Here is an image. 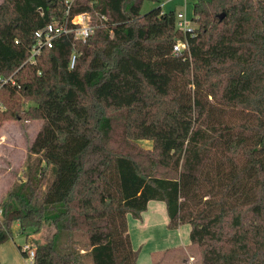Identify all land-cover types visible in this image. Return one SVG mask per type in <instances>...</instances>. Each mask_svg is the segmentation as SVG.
Instances as JSON below:
<instances>
[{
	"label": "trees",
	"instance_id": "obj_1",
	"mask_svg": "<svg viewBox=\"0 0 264 264\" xmlns=\"http://www.w3.org/2000/svg\"><path fill=\"white\" fill-rule=\"evenodd\" d=\"M160 2L0 3V128L41 122L34 168L0 200V245L18 224L32 264H137L128 215L150 201L191 226L200 264H264V0H196L191 32ZM82 13L92 36L30 60L38 29Z\"/></svg>",
	"mask_w": 264,
	"mask_h": 264
},
{
	"label": "rangeland",
	"instance_id": "obj_2",
	"mask_svg": "<svg viewBox=\"0 0 264 264\" xmlns=\"http://www.w3.org/2000/svg\"><path fill=\"white\" fill-rule=\"evenodd\" d=\"M2 0H0L1 3ZM196 0H161L157 4L163 10H176V12H186V19L189 21V26L195 27L193 23V7ZM153 4L145 2L142 12L145 13L152 8ZM40 121L23 122L14 120L6 122L0 128V200L8 196V192L20 184V181L27 179V174L34 168L37 162V156L29 153V146L35 137L39 127ZM145 147H150L149 141L141 142ZM47 176H51L50 168H47ZM163 204V203H162ZM165 207V205H164ZM156 214L152 218L150 213L147 215L148 223L146 224V236L149 240L144 246L141 256V261L153 259L155 264H176L175 259L178 253H153L159 241H170L174 235H178V231L171 230L167 227L168 216L166 209L161 211L156 209ZM17 225V224H15ZM189 228V224H185ZM19 227L14 226V235L6 243H9L11 248L9 251L1 249V257L3 264H31L28 259L22 255L19 246L23 245L26 241V235L18 232ZM184 228H182L183 230ZM188 233V232H187ZM29 234L32 235L31 231ZM174 234V235H173ZM180 234V233H179ZM48 236V230L45 229L39 238L45 240ZM134 237L136 232L134 231ZM153 253V254H152ZM185 254V251L182 253ZM188 262L185 264H200L201 257L196 247H191L186 254ZM179 259V257L177 258Z\"/></svg>",
	"mask_w": 264,
	"mask_h": 264
},
{
	"label": "built area",
	"instance_id": "obj_3",
	"mask_svg": "<svg viewBox=\"0 0 264 264\" xmlns=\"http://www.w3.org/2000/svg\"><path fill=\"white\" fill-rule=\"evenodd\" d=\"M72 23L75 27H68L67 24L60 21H54L47 24L45 27L38 29L35 32L36 44L33 46L31 51L30 60L35 61L36 56H38L44 47L51 48L53 46L54 40L60 36L67 34H74V38L82 41H86L90 36L93 35L95 30V25H93L91 17L82 13L76 15L72 19ZM176 23L179 30L182 32H191L194 27L189 26V21L186 19V12L179 11L176 14ZM187 48L186 42H177L174 46V53L178 54L181 50ZM76 56H72L71 67H73ZM6 81V80H5ZM21 251L27 254L28 262L31 264L35 258V247L29 242H25Z\"/></svg>",
	"mask_w": 264,
	"mask_h": 264
},
{
	"label": "crops",
	"instance_id": "obj_4",
	"mask_svg": "<svg viewBox=\"0 0 264 264\" xmlns=\"http://www.w3.org/2000/svg\"><path fill=\"white\" fill-rule=\"evenodd\" d=\"M160 201H150L148 205L147 211L142 213V219L138 220L133 218L130 214L128 215V226H129V232L131 235V240H132V245L135 250H140V255L138 258L137 264H154L153 259L151 258L147 261L144 260L143 262L141 261V256L144 250V246L147 242H149L147 236H146V224L148 223L147 220V215L150 213V217L154 216V213L156 214V209H159L161 211H164L166 208L164 207V203ZM168 223V222H167ZM166 223V225H167ZM15 226H18L15 225ZM19 227V226H18ZM182 228H184L182 230ZM178 231V235H174L170 241L163 240L162 242L159 241L156 246H159L155 248L156 251L153 253H172L176 252L178 253L177 258L175 259L176 264H185L188 262V259L186 257V254L188 255V250L192 247L191 246V241H190V230L191 226L189 228H186L185 225L180 226L178 229H175ZM134 231L136 232V237H134ZM15 232V231H14ZM188 232V233H187ZM180 233V234H179ZM36 235H33L32 237H35ZM11 248L9 243H4L0 245V262L3 264L2 257H1V249L3 251H9ZM185 251V254L183 255L182 253ZM152 253V254H153Z\"/></svg>",
	"mask_w": 264,
	"mask_h": 264
},
{
	"label": "water",
	"instance_id": "obj_5",
	"mask_svg": "<svg viewBox=\"0 0 264 264\" xmlns=\"http://www.w3.org/2000/svg\"><path fill=\"white\" fill-rule=\"evenodd\" d=\"M223 17H224V14L219 15L220 20L223 19Z\"/></svg>",
	"mask_w": 264,
	"mask_h": 264
}]
</instances>
